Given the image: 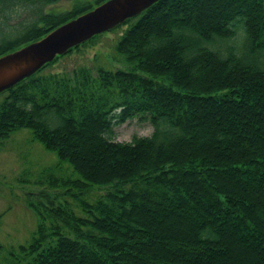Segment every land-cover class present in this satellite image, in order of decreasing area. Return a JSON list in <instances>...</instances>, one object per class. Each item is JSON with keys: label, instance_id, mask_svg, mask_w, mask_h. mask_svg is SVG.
Segmentation results:
<instances>
[{"label": "trees", "instance_id": "16d2710c", "mask_svg": "<svg viewBox=\"0 0 264 264\" xmlns=\"http://www.w3.org/2000/svg\"><path fill=\"white\" fill-rule=\"evenodd\" d=\"M55 1L0 0V55L103 0ZM118 27L126 68L42 71L99 33L0 92V148L26 128L80 177L47 184L110 186L78 199L84 216L26 196L35 228L2 263L218 264L236 247L264 264V0H156ZM140 114L148 135L109 137Z\"/></svg>", "mask_w": 264, "mask_h": 264}, {"label": "rangeland", "instance_id": "374dc122", "mask_svg": "<svg viewBox=\"0 0 264 264\" xmlns=\"http://www.w3.org/2000/svg\"><path fill=\"white\" fill-rule=\"evenodd\" d=\"M71 5L72 0H58L48 3L44 9L67 10ZM22 13L20 11L18 15H24ZM235 24L234 34L227 44L238 47L242 43V25L239 21ZM120 30L119 27H113L102 32L94 41L84 43L76 50L61 55L42 71L69 69L80 63L92 67L101 64L112 69L126 68V64L120 60L114 49ZM216 45L219 48L220 43ZM216 73L220 74V71L216 69ZM140 115H134L120 123L112 121L109 137L118 141H127L132 135H148L152 130L151 123L146 115ZM199 140L195 137V144ZM89 143V145L94 144ZM253 147L260 149L262 146L257 140ZM216 151L219 152V149L216 148ZM87 156L94 169L104 167L98 155L87 154ZM104 160L109 162L107 159ZM44 169L46 170L42 173ZM72 171L68 162L59 160L54 152L45 149L39 141L30 140V133L26 128L18 129L4 139L0 148V264H4L2 262L8 257V250L16 249L18 245L25 243L35 228L36 216L26 205L24 201L26 196L36 200L41 199L39 201H44L43 203L47 200V204L51 206L65 203L75 214L84 216L78 206V199L89 202L110 188V186L95 185L77 188L72 184L62 185L59 181H54L52 185L45 182L46 178L64 179L65 175L80 178ZM166 222L172 224L174 220L168 219ZM241 251L233 247L228 256L225 255L214 261L218 264H258L259 254L247 255Z\"/></svg>", "mask_w": 264, "mask_h": 264}, {"label": "water", "instance_id": "95a60500", "mask_svg": "<svg viewBox=\"0 0 264 264\" xmlns=\"http://www.w3.org/2000/svg\"><path fill=\"white\" fill-rule=\"evenodd\" d=\"M156 0H103L38 39L0 55V92L37 71L54 56L133 17Z\"/></svg>", "mask_w": 264, "mask_h": 264}]
</instances>
